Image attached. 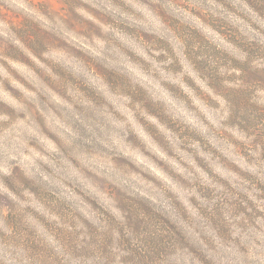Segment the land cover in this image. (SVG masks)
Masks as SVG:
<instances>
[{
	"label": "clouds",
	"instance_id": "1",
	"mask_svg": "<svg viewBox=\"0 0 264 264\" xmlns=\"http://www.w3.org/2000/svg\"><path fill=\"white\" fill-rule=\"evenodd\" d=\"M0 10V264H264V82L245 79L264 73V13L251 0Z\"/></svg>",
	"mask_w": 264,
	"mask_h": 264
},
{
	"label": "rangeland",
	"instance_id": "2",
	"mask_svg": "<svg viewBox=\"0 0 264 264\" xmlns=\"http://www.w3.org/2000/svg\"><path fill=\"white\" fill-rule=\"evenodd\" d=\"M253 3V6L256 7L258 10H260L262 13H264V0H251ZM4 12L0 10V18L4 17ZM14 22L17 23L23 34L25 35L26 39H29L31 42H33L36 45H39L41 41L44 39V37L34 28L29 27L23 20L19 19L18 17L13 18ZM79 27L87 30H92L93 26L91 24H83L79 25ZM8 51V48L6 47V44L3 40H0V53H5ZM246 82L249 84H255L257 82H264V73L261 72H252V71H246ZM233 102L241 108L246 107L247 105V99L244 94H237L233 97ZM2 107V106H0ZM245 119H248L246 116ZM249 124L253 123V121L248 120ZM261 143H264V132L260 133V141ZM129 209L130 212V222L132 224V227L134 231L136 232L138 237H142L144 233L148 231L147 225L138 218L136 209L132 205L126 206ZM143 243H149V241L145 238Z\"/></svg>",
	"mask_w": 264,
	"mask_h": 264
}]
</instances>
